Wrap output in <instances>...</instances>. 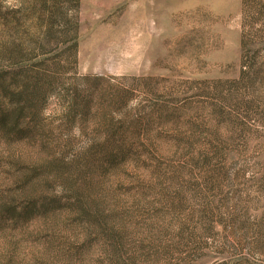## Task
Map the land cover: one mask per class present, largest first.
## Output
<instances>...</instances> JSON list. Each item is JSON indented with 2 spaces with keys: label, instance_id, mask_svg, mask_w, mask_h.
Listing matches in <instances>:
<instances>
[{
  "label": "rangeland",
  "instance_id": "obj_1",
  "mask_svg": "<svg viewBox=\"0 0 264 264\" xmlns=\"http://www.w3.org/2000/svg\"><path fill=\"white\" fill-rule=\"evenodd\" d=\"M18 108L0 264H264V0H0Z\"/></svg>",
  "mask_w": 264,
  "mask_h": 264
},
{
  "label": "trees",
  "instance_id": "obj_2",
  "mask_svg": "<svg viewBox=\"0 0 264 264\" xmlns=\"http://www.w3.org/2000/svg\"><path fill=\"white\" fill-rule=\"evenodd\" d=\"M2 90H3V95L9 97V99L14 98L15 95L10 94L9 90H7L6 88H2ZM25 90H26V88L21 89V91L19 92V94H17V96H19V97L23 96V93L25 92ZM20 113H21V109L18 108L15 112L16 117H14L13 114H11L10 116H6V115L0 116V124H7L6 121L8 120V121H10L11 124L9 125V128L6 131H8L9 129L15 130V128L18 125V117H19ZM1 131H5V130H1ZM11 133L12 132H10L9 134H11ZM1 209H2L1 210L2 212L7 211L6 210L7 207L1 208Z\"/></svg>",
  "mask_w": 264,
  "mask_h": 264
}]
</instances>
